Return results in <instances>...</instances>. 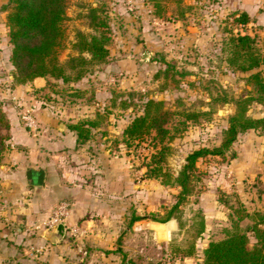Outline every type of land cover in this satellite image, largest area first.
Returning a JSON list of instances; mask_svg holds the SVG:
<instances>
[{
	"label": "rangeland",
	"instance_id": "374dc122",
	"mask_svg": "<svg viewBox=\"0 0 264 264\" xmlns=\"http://www.w3.org/2000/svg\"><path fill=\"white\" fill-rule=\"evenodd\" d=\"M131 1L129 9L126 0H66L57 59L62 63L76 54L71 46L76 32L93 33L88 25L89 8L102 9L110 37L108 56L104 63L90 67L85 76L72 83V86H90L82 89L81 98L73 99L74 104L95 100L93 85L101 87L96 98L106 107L116 95V100H128L132 103L128 109L108 107L117 133L141 112L142 102L147 98L160 100L169 110L208 111L205 115L199 114L196 121L188 122L186 129L169 142L170 150L163 167L175 174L189 151L219 144L227 117L235 110V100L247 94L245 77L257 70L264 75V30L247 24L249 20L242 26L233 24L231 13L239 10L225 6L221 11L225 0H160V16L153 14L151 3ZM247 3H252L256 12L264 11V0H248ZM8 7V0H0V109L6 117L5 110L16 104L19 117L24 108L21 105L19 108L8 92L13 87L5 25ZM229 28L234 32L242 29L240 32L254 38L263 56L257 68L243 72L227 66L221 46L225 30ZM166 62L174 67L164 76L160 72ZM66 86L56 81L44 98L54 100L56 106L72 105L69 97L67 99ZM247 113L254 117L264 115V104H249ZM117 133L115 140L119 139ZM121 148L129 159L131 178L143 190L139 198L131 194L128 215L131 218L136 213L142 218L134 224H127V219L120 221L118 235L111 240L112 249L105 250H115L116 244L122 245L126 264H201L202 247L209 240L221 238L223 230L230 226L227 206L240 202L249 212L264 208L259 204L264 197V128L239 134L231 151L222 156L206 155L197 159L192 195L174 212L173 218L164 223L151 220L150 215L161 217L175 201L177 188L161 184L155 178H143L152 151L149 137L133 142L128 149ZM231 152L233 157H230ZM200 213L204 217V231L196 240L195 253L184 255L197 227L191 226ZM248 223L245 219L239 224L244 228ZM125 226L130 229L123 234L121 228ZM86 240V237L65 233L56 244L71 245L72 251L60 248L45 254L36 249H29L27 253L19 251L23 259L20 264H71V259L74 264H84L94 253L93 248L87 247ZM113 252L107 256L121 258V253Z\"/></svg>",
	"mask_w": 264,
	"mask_h": 264
},
{
	"label": "trees",
	"instance_id": "16d2710c",
	"mask_svg": "<svg viewBox=\"0 0 264 264\" xmlns=\"http://www.w3.org/2000/svg\"><path fill=\"white\" fill-rule=\"evenodd\" d=\"M151 3L153 14L160 16V0H144ZM66 0H8V10L5 14L8 43L10 52L8 60L13 68L11 72V86H18L31 81L35 77L45 80L47 96L49 88L57 81L67 85V99L81 98L84 90L72 86L74 81L81 79L90 71V67L104 63L108 56L110 37L107 33V21L102 9L89 8L88 25L93 33L85 34L77 31L72 48L75 55L68 56L62 63L57 59L58 47L63 36L61 22L64 19ZM232 23L244 25L248 16L244 11H234ZM235 32L229 28L224 35L221 51L225 54V63L239 71H250L263 62V56L254 44V38L247 33ZM174 66L167 64L161 69L164 76ZM173 72H175L173 70ZM178 73V72H177ZM181 74V73H178ZM247 94L235 100V110L227 117V125L221 131L219 144L216 146L198 147L189 151L183 159L179 170L171 174L163 167L166 155L169 153V142L181 134L188 122L196 121L199 114L208 111L169 110L163 107L160 100L147 98L142 102L141 112L134 115L122 128L119 139L125 149L133 142H140L149 137L152 151L150 161L146 164L143 178H155L161 184L175 186L177 193L175 201L166 209L161 217L150 215V219L164 223L173 218L174 212L187 202L192 195L196 176L197 159L206 155L222 156L231 151V145L237 136L247 130L264 128V115L254 117L247 113L251 103L264 104V75L258 70L245 77ZM117 96V95H116ZM110 98L108 107L128 109L132 106L124 98L116 100ZM49 99V98H48ZM104 108L103 114L96 113L95 119H79L68 124V128L75 133L76 143L81 144L90 138L92 130L96 129L104 116L110 114L109 108ZM22 124V123H21ZM24 127V126H23ZM8 121L0 109V163L8 138ZM27 129V128H26ZM28 130V129H27ZM234 154L231 152L230 157ZM264 169V155H263ZM230 210V226L223 230V236L216 240H209L201 249V264H264V208L247 211L240 202L227 206ZM197 222L191 226L195 228L193 240L187 244L184 255H192L196 251V240L204 231V217L197 215ZM141 219L131 216L130 223ZM249 223L240 227L242 220ZM252 238V242H250Z\"/></svg>",
	"mask_w": 264,
	"mask_h": 264
},
{
	"label": "crops",
	"instance_id": "0c3cea01",
	"mask_svg": "<svg viewBox=\"0 0 264 264\" xmlns=\"http://www.w3.org/2000/svg\"><path fill=\"white\" fill-rule=\"evenodd\" d=\"M225 1L221 11L225 6L244 11L249 18L247 24L264 30L263 10L256 12L248 0ZM93 87L95 100L68 106H56L54 100L42 96L47 92L42 77L8 89L19 108L21 105L32 111L38 131L32 133L23 127L16 104L5 110L9 128L0 163V264H20L23 259L19 251L27 253L29 249L43 254L59 248L72 251L71 245L48 242L44 237L47 229L41 227L50 209L62 199L72 203L65 224L76 225L78 236L86 237L87 247L96 252L84 264H126L122 245L116 244L115 250L105 249H112L111 240L118 235L119 222L127 219L130 223L131 194L139 198L143 190L131 178L123 144L113 142L117 133L113 117L104 116L81 144L76 143L75 133L68 128L69 123L103 114L106 106L96 98L101 87ZM28 169L43 171V181L37 189L27 182ZM259 204L264 205V197ZM121 229L126 234L130 228ZM113 251L121 253V258L107 256ZM69 262L74 264L72 259Z\"/></svg>",
	"mask_w": 264,
	"mask_h": 264
},
{
	"label": "built area",
	"instance_id": "2783aa9c",
	"mask_svg": "<svg viewBox=\"0 0 264 264\" xmlns=\"http://www.w3.org/2000/svg\"><path fill=\"white\" fill-rule=\"evenodd\" d=\"M129 8L131 7V0H126ZM158 23L157 20L154 21ZM163 24V22H160ZM19 118L22 125L27 128L32 133H37L38 131V123L32 113V111L28 108L23 109L19 113ZM72 203L69 200L62 199L59 200L49 212L48 217L41 223V227L43 229L50 230L54 228L57 224L61 223L64 226L65 233L72 236H78L80 234L79 228L76 225H67L65 221L67 216L69 215V211L71 208Z\"/></svg>",
	"mask_w": 264,
	"mask_h": 264
},
{
	"label": "water",
	"instance_id": "95a60500",
	"mask_svg": "<svg viewBox=\"0 0 264 264\" xmlns=\"http://www.w3.org/2000/svg\"><path fill=\"white\" fill-rule=\"evenodd\" d=\"M26 179L28 184L35 186L37 189L43 181V171L42 170H31L26 171ZM65 235V230L63 224L59 223L54 228L44 231L45 239L51 244H56L60 242Z\"/></svg>",
	"mask_w": 264,
	"mask_h": 264
}]
</instances>
